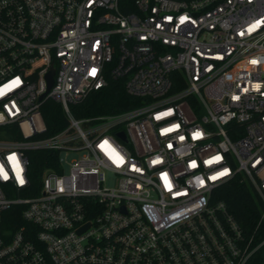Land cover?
Returning a JSON list of instances; mask_svg holds the SVG:
<instances>
[{"label": "built area", "instance_id": "built-area-1", "mask_svg": "<svg viewBox=\"0 0 264 264\" xmlns=\"http://www.w3.org/2000/svg\"><path fill=\"white\" fill-rule=\"evenodd\" d=\"M109 75L139 105L74 116ZM238 175L264 224V0H0V264H257Z\"/></svg>", "mask_w": 264, "mask_h": 264}, {"label": "trees", "instance_id": "trees-1", "mask_svg": "<svg viewBox=\"0 0 264 264\" xmlns=\"http://www.w3.org/2000/svg\"><path fill=\"white\" fill-rule=\"evenodd\" d=\"M107 80V85L92 90L86 98L70 105V110L74 116L84 117L110 114L139 105L140 99L126 92L124 78H113L109 75ZM41 111L43 112L47 129L44 134L57 132L66 124V115L60 102L47 100L43 103ZM48 154L52 153L43 150L42 152L31 154L35 170L40 171L44 167L53 166V163L46 158ZM239 177L238 175V177H233L232 180L219 185L215 189V193L217 198L225 202L227 210L236 219L243 231L247 235L256 234L258 239L264 233V224H258L261 210L260 202L250 186ZM15 220L20 222L21 217H13L9 224L11 225ZM254 260H256L257 264H264V248L259 251Z\"/></svg>", "mask_w": 264, "mask_h": 264}, {"label": "water", "instance_id": "water-1", "mask_svg": "<svg viewBox=\"0 0 264 264\" xmlns=\"http://www.w3.org/2000/svg\"><path fill=\"white\" fill-rule=\"evenodd\" d=\"M47 78H48V84L50 85L51 82H52V78H51V76H50V73L47 75ZM118 134H119V136H120L122 139L126 140V136H125L124 132L120 131V132H118Z\"/></svg>", "mask_w": 264, "mask_h": 264}, {"label": "rangeland", "instance_id": "rangeland-1", "mask_svg": "<svg viewBox=\"0 0 264 264\" xmlns=\"http://www.w3.org/2000/svg\"><path fill=\"white\" fill-rule=\"evenodd\" d=\"M78 154V152H71V153H68L66 156H67V159L71 158V157H76Z\"/></svg>", "mask_w": 264, "mask_h": 264}]
</instances>
